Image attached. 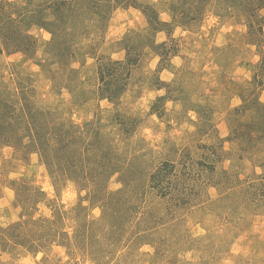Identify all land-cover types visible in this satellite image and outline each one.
Returning <instances> with one entry per match:
<instances>
[{
  "label": "rangeland",
  "instance_id": "rangeland-1",
  "mask_svg": "<svg viewBox=\"0 0 264 264\" xmlns=\"http://www.w3.org/2000/svg\"><path fill=\"white\" fill-rule=\"evenodd\" d=\"M0 264H264V0H0Z\"/></svg>",
  "mask_w": 264,
  "mask_h": 264
},
{
  "label": "trees",
  "instance_id": "trees-1",
  "mask_svg": "<svg viewBox=\"0 0 264 264\" xmlns=\"http://www.w3.org/2000/svg\"><path fill=\"white\" fill-rule=\"evenodd\" d=\"M159 23V22H158ZM161 23V22H160ZM163 24V23H162ZM106 75H109V73H107V74H105L104 73V71L103 72H101V77L103 78V79H107L106 78ZM115 75H116V73H115ZM67 132H70V131H68V130H66ZM72 132V131H71ZM67 139V141L69 140V138H66ZM69 144H71L72 145V148L73 149H70L71 150V152H70V154L69 155H67V152H68V150L67 151H65V147H66V149H69ZM82 144H80L79 145V141L76 139V140H72V136H71V133H70V140L68 141V143H66L65 144V147H61V149H62V151H61V153L58 155V157H60V158H62V161H65V160H67V157H68V160H71L72 159V157L71 156H73L74 158L73 159H77L78 160V158L81 156V155H83L84 154V152L86 151V152H91L90 151V149H93V146H98V145H101V142H97V141H94L93 143H91V144H87V147L86 148H84V147H82L81 146ZM44 154L46 155V156H50L49 155V152H44ZM56 155H57V153H55ZM81 154V155H80ZM65 159V160H64ZM67 160V161H68ZM94 162H97V163H99V165H101V164H104V163H101V161H99V160H97V158L96 159H94L93 160ZM53 164H55V163H53L52 162V165ZM105 165V164H104ZM88 173V172H87ZM98 173H101V170H98ZM89 176L91 177V178H94V175H95V171H89ZM101 177V175H98L97 176V178H100ZM97 180H99V179H97Z\"/></svg>",
  "mask_w": 264,
  "mask_h": 264
}]
</instances>
